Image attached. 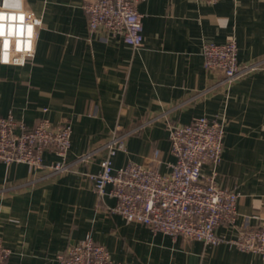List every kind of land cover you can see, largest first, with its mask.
<instances>
[{"label": "crops", "instance_id": "crops-1", "mask_svg": "<svg viewBox=\"0 0 264 264\" xmlns=\"http://www.w3.org/2000/svg\"><path fill=\"white\" fill-rule=\"evenodd\" d=\"M84 0H25L41 20L34 56L23 66L0 63V117L33 127L47 118L73 128L66 172L48 168L62 159L44 154L43 169L0 162V238L7 264H60L59 254L86 236L121 264H264V257L226 244L173 239L113 213L117 200L100 198V171L113 134L127 135L115 168L161 153L169 173V125L195 118L224 122L221 163L205 165L217 183L240 193L236 227L216 233L237 238L264 223V0H146L139 6L144 44L135 50L100 28L88 29ZM234 39L240 64L260 67L230 85L204 66L203 46ZM95 156L77 162L85 153Z\"/></svg>", "mask_w": 264, "mask_h": 264}, {"label": "built area", "instance_id": "built-area-1", "mask_svg": "<svg viewBox=\"0 0 264 264\" xmlns=\"http://www.w3.org/2000/svg\"><path fill=\"white\" fill-rule=\"evenodd\" d=\"M146 0H84L83 9L88 29L100 28L135 50L144 44V16L138 6ZM217 3L220 0H207ZM237 1V0H233ZM4 0H0L2 5ZM25 11V10H24ZM34 21L32 47L29 52L15 53L16 38L11 41V52L24 56V62L3 63L23 66L34 56L37 27L41 20L33 12H27ZM25 22H28L27 17ZM3 38H0L2 41ZM23 39V38H22ZM238 45L232 39L225 44H204V66L210 72L224 75L225 84L257 70L261 63L240 64ZM73 128L69 121L53 124L40 119L29 127L12 115L0 117V162L12 166L26 164L32 170L43 169L44 154L54 152L62 161L49 166L53 175L69 171L73 164L65 162L71 148ZM127 135L113 134L101 148L106 151L100 161V171L92 176L94 190L102 198L110 188L117 200L112 210L128 224H140L153 233L173 239L199 241L205 246L226 244L243 253L264 257V223L245 227L237 238L228 239L216 233L220 226L236 227L239 217L240 193L222 188L217 183L218 173L207 175L205 165L218 166L224 150V122L206 117L195 118L189 124L169 125L170 154L174 158L168 166L169 173H162V159L154 151L140 163L129 162L115 168L114 159L120 152L126 153ZM97 151L85 153L77 162L90 160ZM11 251L0 238V264H7ZM60 264H121L111 258L106 247L86 236L58 255Z\"/></svg>", "mask_w": 264, "mask_h": 264}, {"label": "clouds", "instance_id": "clouds-1", "mask_svg": "<svg viewBox=\"0 0 264 264\" xmlns=\"http://www.w3.org/2000/svg\"><path fill=\"white\" fill-rule=\"evenodd\" d=\"M25 0H4L0 5V63L24 62V56L15 53H26L31 50L33 25L39 23L24 11ZM27 17L28 22H25ZM16 38L15 53L11 52L12 38ZM23 38V39H22Z\"/></svg>", "mask_w": 264, "mask_h": 264}]
</instances>
